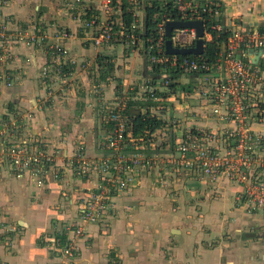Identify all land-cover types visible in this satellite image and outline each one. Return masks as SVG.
<instances>
[{"label":"built area","instance_id":"2783aa9c","mask_svg":"<svg viewBox=\"0 0 264 264\" xmlns=\"http://www.w3.org/2000/svg\"><path fill=\"white\" fill-rule=\"evenodd\" d=\"M70 8L83 36H77L83 43H89L98 53L114 46L144 53L146 71L155 80H146L145 97L154 101L169 95L170 84L183 76H194L201 84L200 98H204L212 108L218 124L216 132L202 133L190 130L182 134L180 143L172 141L170 154H178L171 162V170L195 174L214 180L225 177L239 186L238 200L246 206V212L259 211L264 214V151L263 136L249 128L250 119L264 120V34L250 31L237 25L218 23L221 15L220 0H71ZM0 0V8L2 6ZM154 4L167 6L174 12L151 17L147 12ZM197 21L203 24L202 50L212 40L213 34L227 33L221 52L213 63L198 60L188 55L166 52L167 22ZM148 23V25H147ZM74 35L60 28L49 31L37 25L19 26L12 31L8 22L0 16V95L14 86V76L8 67L17 59L16 49L24 46L43 51L46 58L41 70L42 83L48 88L68 87L72 77L70 66L75 64L66 42ZM170 40L175 49H192L197 40L193 28L172 30ZM261 53L257 60L255 57ZM203 54V53H202ZM201 56V55H199ZM97 57L95 62L97 64ZM81 67H88L82 61ZM159 70V74H155ZM171 75H176L172 80ZM153 79V78H152ZM159 80V85L156 82ZM50 83H49V82ZM160 93V94H159ZM119 95V94H118ZM170 96V95H169ZM169 100V98H166ZM127 105L118 104L111 117L103 120L106 133L101 138L100 150L110 158L93 160L88 158L83 144H78L73 155L67 157V168L76 179L85 180L86 187L77 199L69 201L76 208L75 223L64 226L71 237L56 250L64 261L78 252L76 240L83 237V224H99L107 216L114 215L115 198L134 184V168L139 164L154 165L143 160L136 152H141L140 141L145 142L158 131H144L140 137L132 133V124L125 115ZM220 128H224L219 130ZM17 120L0 117V138L2 153L0 166L5 164L17 178L28 175L42 186L48 171L52 177H59V170H52L56 153L46 142V137H35L25 133ZM218 135V136H217ZM216 138L225 144L221 148L207 144ZM148 142H146L147 144ZM149 144V143H148ZM128 155V156H127ZM4 167V168H5ZM162 177L160 178V180Z\"/></svg>","mask_w":264,"mask_h":264},{"label":"crops","instance_id":"0c3cea01","mask_svg":"<svg viewBox=\"0 0 264 264\" xmlns=\"http://www.w3.org/2000/svg\"><path fill=\"white\" fill-rule=\"evenodd\" d=\"M2 2L0 16L12 31L30 25L53 31L65 25L63 29L74 35L66 45L75 64L69 67L72 84L58 88L48 81L53 89L42 83L41 70L46 58L41 49L17 48V59L8 66L15 81L10 90L0 95V115L20 122L27 134L42 140L46 137L48 146L56 153L53 169L59 170V177L54 179L50 170L43 185L37 186L35 179L25 174L17 178L1 164L0 264H264V214H248L244 203L238 200L241 188L226 182L208 188L209 200L199 198L203 202L204 223L208 224L206 232L198 229L200 220L196 216L189 218L185 209L168 219L151 210L143 213V204L136 203L134 197L126 199L127 195H119L114 200L113 216L99 224H83L84 235L75 242L77 254L65 261L59 257L54 239L60 247L59 234L64 237L62 246L71 238L64 234V226L78 219L76 208L69 201L77 199L87 186L85 180L71 176L66 158L73 155L82 140L86 154L93 153V145L86 144L93 142L98 133L93 129L95 118L92 96L86 88L87 74L80 64L97 57V52L75 36L67 13H53L49 0ZM221 15L227 26L236 24L258 32L264 28V0H224ZM55 19L57 23L53 22ZM124 53L127 59L123 62L132 63L125 70L133 67L136 75L142 64L136 51L125 52L124 48L114 46L100 51L98 56L111 57L113 73ZM94 64L99 73L98 64ZM79 83L82 90L75 93L74 86ZM248 121L249 128L263 136L264 151V120ZM1 144L0 141V153ZM197 186L196 190L203 192L204 188ZM125 199L131 202L125 203ZM169 221L176 224L170 225ZM222 234L229 237L220 241Z\"/></svg>","mask_w":264,"mask_h":264},{"label":"rangeland","instance_id":"374dc122","mask_svg":"<svg viewBox=\"0 0 264 264\" xmlns=\"http://www.w3.org/2000/svg\"><path fill=\"white\" fill-rule=\"evenodd\" d=\"M223 1L224 0L219 1L221 6L220 14L222 13ZM71 2V0H49V3L52 5L53 13L62 12V14L73 13L70 8ZM72 16V14L69 15L71 26L75 27L74 33L77 36H81V34L83 36V33H81V30L78 28L77 22H75ZM56 21V19L53 20L54 23ZM59 26L60 28H66L65 25ZM126 51L127 49H125V52ZM136 53L138 56L137 58H139L140 61L142 60L144 66V71L141 70L142 64L138 66L139 69H137L136 75L133 74L135 69L133 67L127 69V71L125 70L124 67L126 65H132L131 62H123L127 59L125 53L123 55L120 54V62L115 61L120 63L118 68L116 69L115 64L113 73L106 76L105 81L103 82L98 81L99 73L95 69L97 67L94 64L95 56L93 58H88V61L92 60V62L87 61L90 66L81 67V70L86 71L88 78L86 88L87 90H90L92 96V106L94 110L93 117L95 118L93 129L98 132L93 139V142L87 141L88 144L86 145H93L94 151L88 155V158L93 160L110 158L108 154L100 150L99 144L101 138L106 133V127L103 125V120L111 117L112 111L118 108V104H131L133 108L132 110L139 111L141 114L148 113L150 117L162 122V124L158 131L152 136V138H154L153 140L147 137L148 140L146 142L149 144H146L143 139L140 141L142 150L141 152H136L143 160H148L154 165L144 166V164L141 163L137 165L136 168L132 169L135 173V170H137L135 182L129 190L122 193L120 196L127 195L126 199L130 196V198L134 197L136 203L143 204V213H147V210H151V212L160 214L168 219L171 215H174V213L181 212L185 209L187 210V215L190 216L189 218L196 216L197 219L200 220V228L198 229L201 232H206L208 230V224L204 223V217H202L203 202L200 201V196H202V199L206 197L208 199L205 200H209L211 196H207L209 187L211 188L213 185L220 184L221 182H226L231 185L235 184L223 176L214 180H208L205 176L195 174L192 170H186V172H183L182 174L180 170L175 172L176 170H171V168H173L172 164L171 162L168 163L167 160L173 161L172 158L178 159L176 150L175 153L170 154L172 141L174 143L178 140L180 143L182 134L187 133L190 130L195 131L198 129L203 131L202 133L216 132L218 134L219 131H215L218 127V122L215 119L210 104H208L204 98H200L201 84L199 83V79L194 76L186 75L179 80H175L174 83L176 84V87L168 92L170 96L164 94V96H161L154 101L148 100L145 97L147 90L145 87V81L155 80L158 79V77H152L146 71L145 61H143L144 53H142L140 49H137ZM81 70L78 69V72L81 73ZM130 72L132 73L131 77ZM157 85H159V80L156 82V86ZM80 86V83L79 86H74L75 93L78 89L82 90ZM93 87L96 88L93 89ZM109 91L114 92V94L112 93L109 96L106 95ZM167 97L169 100L166 99ZM74 99L77 98L74 97ZM125 111L127 112V107L125 108ZM76 112H78L77 106ZM1 116L2 115H0V117ZM222 129L224 128H220L219 130ZM25 133L27 134V132ZM209 140L210 141H207L208 145L221 148L222 153L226 151L225 144L221 140L217 141L216 138H211ZM83 142L84 141L82 140L81 145L83 144L85 148ZM86 152L85 149V153ZM161 177L162 179L160 180ZM196 186L198 188H204L202 190L203 192H198L196 190L197 188H195ZM126 199L125 203L131 202ZM144 218L145 214L142 215V219ZM169 224L174 225L176 223L169 221ZM222 235L223 236L219 238L220 241L229 237L227 234Z\"/></svg>","mask_w":264,"mask_h":264},{"label":"trees","instance_id":"16d2710c","mask_svg":"<svg viewBox=\"0 0 264 264\" xmlns=\"http://www.w3.org/2000/svg\"><path fill=\"white\" fill-rule=\"evenodd\" d=\"M158 15V18L162 17L163 14L169 16L168 14H173L174 12L167 6H162L159 4H154L153 8H151L148 12V23L150 21L151 17H156L155 15ZM218 23H223L222 15H220L217 19ZM147 23V25H148ZM259 34H264V28L258 29ZM227 33L220 32L218 34V37L216 34H213L212 40L208 42L204 48L203 54L201 56L197 55H188V57L198 60H206L209 63H213L217 59V55L221 52L224 44V39L226 38ZM195 47L192 46V49ZM111 57L110 56H98L97 57V64L99 67V76L98 81L103 82L105 81L106 76L110 75L113 70V63H111ZM155 74H159V70H155ZM170 78L172 80L176 79V75H171ZM171 88H175L176 84L173 82L170 84ZM129 109V110H128ZM132 105H127V112H125V115L128 119H130L132 124V133L135 137H140L143 135L144 131H154L161 127L162 122L156 120L155 118L150 117L148 113L141 114L139 111L132 110ZM129 111V112H128ZM59 243L60 245L64 242V237L62 235H58Z\"/></svg>","mask_w":264,"mask_h":264},{"label":"water","instance_id":"95a60500","mask_svg":"<svg viewBox=\"0 0 264 264\" xmlns=\"http://www.w3.org/2000/svg\"><path fill=\"white\" fill-rule=\"evenodd\" d=\"M186 28H193L196 31V37L197 40L195 42V47L193 49H175L171 46L172 42L170 40L171 37V32L172 30L176 29H186ZM165 34L167 37L166 41V52L168 54H177V55H202L203 50H202V37H203V24L201 22L197 21H191V22H176V21H171L167 22L165 26ZM261 53L259 52L255 60L258 59L259 55Z\"/></svg>","mask_w":264,"mask_h":264}]
</instances>
